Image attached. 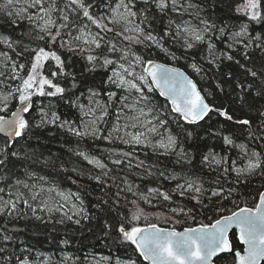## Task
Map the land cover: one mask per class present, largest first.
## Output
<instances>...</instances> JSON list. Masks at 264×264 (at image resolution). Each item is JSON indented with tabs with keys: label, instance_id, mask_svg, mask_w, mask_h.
I'll list each match as a JSON object with an SVG mask.
<instances>
[{
	"label": "snow or ice",
	"instance_id": "1",
	"mask_svg": "<svg viewBox=\"0 0 264 264\" xmlns=\"http://www.w3.org/2000/svg\"><path fill=\"white\" fill-rule=\"evenodd\" d=\"M221 3L224 0L211 5L209 0H0V14L10 23L27 22L20 35L0 32V133L5 136L0 146V264H138L111 254L74 256L63 251L68 240L61 241L57 254L15 244L17 229L10 225L29 215L76 225L94 218L78 192H65L20 164L33 160L36 153L18 150L19 141L30 139L33 129L51 127L77 138V148L70 151L99 170L89 179L101 191L116 190V200L101 201V211L115 214L114 221H104L105 236L115 233L117 243L134 246L149 264H220L224 254L230 257L226 264H264V183L254 193V207L237 205L224 214L225 202L237 203L235 185L264 180V71L229 54L243 49L249 63L250 50L264 55V32L253 35L250 29V24H264V0H230L229 8L247 18L239 25L213 18L209 6ZM157 21L163 25L160 31ZM65 52L85 61L87 72L103 70L106 87H85L69 70ZM160 53L174 62L190 59L187 67L202 80L225 75L221 68L226 59L239 66L245 79L233 83L231 71L227 79H218L221 98L201 89L181 68L159 63ZM224 84L230 85L228 91ZM36 96L59 98L76 110V118L63 117L52 103L32 116ZM213 116L219 118V127L204 131L215 138L220 151H215L216 145H205L199 168L185 170V165L195 168L184 145L194 133L186 125L203 128L201 122ZM89 140L106 146L96 144L100 154H94L80 147ZM150 155L157 160L175 157L182 171L159 170L157 163L148 162ZM205 170L215 177L208 187ZM132 176L141 182L162 177L175 185L163 190L157 183L145 191ZM125 193L138 197L130 201L135 211L119 207V200L127 199ZM175 196L195 204L185 208ZM161 201L169 202L164 206L174 215L193 221L197 208L214 212L216 218L183 231L155 223L141 227V218L148 220L141 202L155 206Z\"/></svg>",
	"mask_w": 264,
	"mask_h": 264
},
{
	"label": "trees",
	"instance_id": "2",
	"mask_svg": "<svg viewBox=\"0 0 264 264\" xmlns=\"http://www.w3.org/2000/svg\"><path fill=\"white\" fill-rule=\"evenodd\" d=\"M215 3V0H209V5ZM230 0H224V3L216 4L215 8L209 6V13L213 14V18H222L226 22L232 25H239L242 22H247V18L240 14H236L229 8ZM163 25L158 21L155 23V28L157 31L162 30ZM27 22L24 21L21 24H12L9 18L5 14H0V32L12 33L13 35H20L22 31L26 30ZM250 29L253 35L256 32H264V24H250ZM219 48L223 49V45H218ZM252 51V63L246 61L242 55L243 49L239 51L232 52L229 50V54H232L241 63H247L250 68H255L258 71H264L261 67L264 64V55L259 51ZM155 55V52L153 53ZM177 55H180V51H177ZM197 58H199V53H196ZM64 58L68 63L69 70L74 72L79 80L85 87H95L97 89H104L106 86L102 83L106 79V75L103 70H97L96 72L85 71V61L80 59L79 56H71L68 53H64ZM158 62L171 64L176 67L183 69L188 75H190L195 81H198V86L201 89L207 90L208 93H215L218 97H221L219 89L216 87L218 79H227L226 73L231 71L233 73V83L235 80H244L245 75L237 64L234 62L223 61L221 71L223 76H209L208 78L202 80L199 75H197L191 68L187 65L190 63V59H180L178 62H174L171 59L165 57L163 53H160L156 57ZM250 79V77H249ZM225 91L230 88L229 84H224ZM81 91L83 90L80 89ZM79 95V91L76 93ZM222 98V97H221ZM156 99L163 103V99L156 94ZM213 97L208 96V100L211 101ZM34 108L32 110V116H36L37 109L41 106H46L50 103L56 105V110L67 119H75L77 116L76 110L71 108L68 104L59 98L53 97H33ZM13 109L15 104L11 105ZM10 115V113H9ZM219 118L213 116L211 121L207 123L201 122L203 128L197 127L195 125L188 126L190 130L193 131V138L185 140V147L191 152L195 168H189L185 165V170L195 171L199 168L200 152L206 151L205 145H216L215 151H220L219 143L214 137L207 135L204 129H208L209 132H214L218 127L217 122ZM175 132H179L176 129L175 124L171 125ZM30 139L20 140L16 145L18 150L22 152L27 150L29 153L35 152L36 156L33 160H24L20 164L26 165L30 169L36 171L39 175H44L50 182L58 186L65 192H78L84 200V207L88 212L94 216L91 220H83L80 225H76L72 222L65 221L64 223H56L55 220L49 221L47 218L43 220H36L30 215L26 218L19 219L13 222V225L17 231L14 233V242L16 245L28 246L40 251L49 252L57 254L61 250V241L68 240L70 243L63 246V251H66L74 256H82L85 252H93L97 254L108 255L111 254L114 258L119 257L121 260L131 259L133 261H138V264H145L137 252L134 251V247L129 244H119L116 242V234L113 233L111 236L104 235V221L105 219L115 220L114 213H107L101 211V201L108 200L109 203L116 200L115 189L104 188L101 191V187L98 186L93 180L89 179L90 174H97L99 170H92V166L88 165L86 161L76 157L73 154L72 149L77 148V138L69 135L66 131H62L58 128L51 127L45 129H33L30 134ZM204 139H201V138ZM5 137L0 135V146H2ZM183 140V137H181ZM96 144L100 147H105L103 142L92 141L81 142L80 147L91 150L94 154L99 155V149ZM141 158H143V153H137ZM175 157H160L157 160L156 157L149 156V163H157L159 165V170H165L171 172H181L179 165L174 163ZM45 161H48L45 163ZM75 169V170H74ZM90 170H92L90 172ZM19 171V167H18ZM167 174V172H166ZM199 174V173H197ZM234 175V174H233ZM214 175L207 173L203 175V179L206 182L205 187H208V183L211 179H214ZM134 183H142L143 189L146 191L148 186L156 187L157 183L163 186V190H170L174 187V181L164 180L162 177H150L145 181H139L135 176L130 177ZM231 182V178H229ZM264 183V180L259 178L251 180L247 184H237L235 187L238 189V199L237 203L233 204L231 200L224 203V214H230L231 211L239 207L249 206L254 207V201L256 199L254 193L256 189ZM228 185L225 184V187ZM243 195H239V194ZM127 199L119 200V207L124 211H135V206L130 203L131 200L138 199V197L132 196L131 193H125ZM175 201H178L180 205L185 208L195 204V201L185 200L179 196L174 197ZM169 202H154V205H148L141 202L140 207L143 208L144 214L147 215L148 220L145 221L141 218L138 223L140 225H147L148 223H155L164 227H173L176 229H181L184 227H192L200 225L201 223L209 222V218H216V214L211 211H203L199 208L196 209L198 213L196 215L195 221L191 219L190 216H185L181 220L174 222H169L166 216L173 214L169 207L164 206ZM214 203V201H213ZM172 207H176V203L171 204ZM105 208L107 206H104ZM202 214H199L201 213ZM57 218V216L55 217ZM225 260H221L220 264H226V261L230 259L227 254H224Z\"/></svg>",
	"mask_w": 264,
	"mask_h": 264
},
{
	"label": "water",
	"instance_id": "3",
	"mask_svg": "<svg viewBox=\"0 0 264 264\" xmlns=\"http://www.w3.org/2000/svg\"><path fill=\"white\" fill-rule=\"evenodd\" d=\"M159 63H162V62H159ZM163 64H166V63H163ZM168 66H171V67H176V66H174V65H171V64H167ZM182 71H184L183 69H181ZM187 74V73H186ZM162 99H163V97H161ZM0 135L1 136H3V137H5L4 136V134L3 133H0ZM157 225V224H156ZM141 227H146L147 225H140ZM199 225H196V226H192V227H198ZM157 227H161V228H168V227H164V226H160V225H157ZM185 228H187V227H184V228H181V229H175L176 231H183ZM168 229H173V228H168ZM134 247V246H133ZM138 253V252H137ZM138 255H139V253H138ZM141 259H142V261L145 263V264H149V262L148 261H145L144 259H143V257H140Z\"/></svg>",
	"mask_w": 264,
	"mask_h": 264
},
{
	"label": "rangeland",
	"instance_id": "4",
	"mask_svg": "<svg viewBox=\"0 0 264 264\" xmlns=\"http://www.w3.org/2000/svg\"><path fill=\"white\" fill-rule=\"evenodd\" d=\"M184 217H185L184 214H179V215L170 214V215L166 216L165 218L169 219V222H173V223L175 222L176 223L177 221L181 220ZM57 218H59V216H57ZM169 228H173V227H169Z\"/></svg>",
	"mask_w": 264,
	"mask_h": 264
}]
</instances>
